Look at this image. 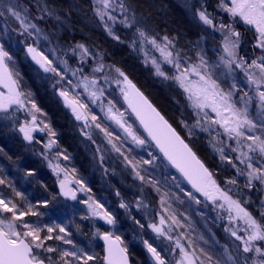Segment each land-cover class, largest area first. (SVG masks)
<instances>
[{"label":"snow or ice","instance_id":"6c2138e0","mask_svg":"<svg viewBox=\"0 0 264 264\" xmlns=\"http://www.w3.org/2000/svg\"><path fill=\"white\" fill-rule=\"evenodd\" d=\"M186 6L201 24L212 29L210 35L220 33L214 56L202 45L204 37L181 45L179 34H161L152 23L154 5L147 0L143 4L91 0L90 6L95 22L107 36L142 55V63L150 65L155 77L180 90L183 104L172 98L181 109L174 126L121 67L108 62L105 49L74 36L64 40L60 33L68 30V19L48 0H0V119L10 120L11 130L22 134L26 152L47 162L59 187L58 192L50 193L51 199L33 203L0 167V185L11 190L10 194L0 190V264H90L97 259L70 238L72 233L63 224H41L46 213L39 209H47L58 197L86 205L82 219L92 221L93 235L104 241L105 264H129L128 248L116 235L121 223L117 212L91 195L78 199V193L91 189L83 178L76 177L75 168L69 170L62 164L70 161L71 155L61 148L57 131L16 64L13 49L19 51L17 45L23 46L26 60L30 58L39 86L48 83L75 121L82 122L81 135L95 145L93 158L98 154L103 165L106 157L115 154V160L131 176L133 184L128 187L136 192L127 200L117 190L118 208L141 230L147 227L156 239L171 242L158 250L142 239L152 264H264V199L254 214L247 207L251 199L245 200L243 191H264V0H219L217 7L227 13V20L220 18L218 23L202 0L198 8ZM49 21L54 23L46 31L41 24ZM241 23L248 26L246 31L254 29L251 53L242 47L244 38L236 28ZM117 26L131 37L123 39ZM19 113L25 119L17 128ZM198 133L207 135L208 145L222 165L234 170L232 175L218 181V174L187 142ZM34 144L42 145L41 150L37 152ZM0 155H6L2 148ZM157 162L168 172L162 179L153 174ZM17 170H21L19 166ZM22 171L23 178L37 175L35 168ZM112 172L117 174L115 169ZM240 178L244 179L243 188ZM37 183L48 191L47 185ZM193 205H211L217 219L227 220L224 231L240 243L232 251L221 246L223 251L215 257L199 247L192 238L190 229H194L187 214ZM197 239L207 244L203 235ZM169 251L171 259L162 255Z\"/></svg>","mask_w":264,"mask_h":264},{"label":"rangeland","instance_id":"374dc122","mask_svg":"<svg viewBox=\"0 0 264 264\" xmlns=\"http://www.w3.org/2000/svg\"><path fill=\"white\" fill-rule=\"evenodd\" d=\"M206 1H208V5L210 6V8H208V10H211V11L217 10V11L221 12V14H223L227 19V13L221 11L217 7L219 0H202L203 4ZM170 2L172 3V5L178 4V6H180L183 10L185 9L187 11V14L193 20L194 26H196V28H198L201 32L199 37L196 36L195 38H189V41H195L194 39L197 40L200 37H204V41L202 42V45L208 50L210 55L214 56L215 54L213 52V49L220 46V42H221L220 33L219 32L215 33L214 37H213V35H210V33L212 32V29L209 26H205V25L201 24L198 21V19H196L194 17V15L192 14V10L186 6V4H191L193 6V8H198L201 6V0H170ZM48 3L51 6L55 7L60 12V14L62 16H65L68 19V25L65 26L68 30L67 31H61V32L67 33L68 35H75L76 32L75 31L73 32V27H72L73 26L72 15H73V17L74 16L81 17L82 14H80V12H78V13L76 12L77 15L73 14L74 12H72L71 10L63 9L59 5H53V3L49 0H48ZM142 3L140 2V4H142ZM204 6L205 7L207 6L206 3ZM89 10H90V7H89ZM69 13H70V15H69ZM83 17L84 18L87 17L88 19L92 18L93 21H95L93 18V13L91 10L89 13L83 15ZM0 23H2V21H0ZM51 23L52 24H50V28H52V25L54 22L51 21ZM152 23H153V21H152ZM155 26H158L157 30L161 31V34H164L166 32L165 29L162 28V26L157 25V24ZM237 26H239L240 28H242L245 31H246V28L248 27V26L243 25L242 23L237 25ZM12 27H16L15 23H12ZM92 27H93L95 33L90 30ZM77 31L81 32L79 35L80 37L83 38L85 36L88 40H92L97 45H99L103 49H105L107 52H108V50L106 49L105 46H109L111 44V42H113L114 46L116 44L119 48H126V51L131 56V58L133 60L137 61L141 65V67L143 69V71H142L143 72V74H142L143 82H145V83L147 82L148 84H150L152 87H150V86L149 87L154 92H157V90L159 89L165 93L164 94V99H165L164 101L167 102L166 108L169 111V113L171 114V118H172L173 123H175L177 125L178 117H179V113H180L181 109L173 101L172 98L175 96L177 99H179L181 101V104H183L184 101H183V96L180 95V90L176 86L172 85L171 83H162L160 78H157L153 75L151 68H150V65L146 66L144 63H142V60H143L142 55H138V54L132 52L130 49L127 48L126 44L122 45V44L118 43L117 41L112 40V38L107 36V34L104 32L103 28L98 26V24L96 22H94V24L91 25L89 28H87L83 25V27H79V29ZM79 32H77V33L79 34ZM248 32H249L251 40L254 44L255 43V40L253 39L254 29L248 30ZM117 33L123 39H128L131 37V33L128 32L127 30H121L120 26H117ZM194 35H197V34L195 33ZM12 36L14 39L16 38L15 33H12ZM71 37L72 36H69V38H71ZM75 40H77V38H75ZM101 40L104 42L103 45L102 44L100 45V43H102V42H100ZM180 41H184V40L180 39ZM29 43H31V39H29ZM19 47H20V45L16 46V48H19ZM18 52H20L22 59H23V62H25V63L28 62V65L30 66L31 65L30 58L26 60L24 51L23 50L16 51L15 49H13V55H14V59L16 61L17 66H18V63H17V57H18L17 53ZM258 53H259V51H258ZM155 54L157 56L159 55L158 53H155ZM108 62H110V63L114 62L118 67H121L122 69L124 68L123 64H120L119 62H117L116 58L113 55H111V53H109ZM30 69L32 70L33 77H34V71H33V68L31 66H30ZM24 78L26 81H28L27 77L24 76ZM37 83L39 85V82H37ZM28 85L30 86L29 83H28ZM41 88H43V95H50V93L52 94V90L49 87L48 83H45L44 86ZM54 98L56 100V103L54 101H53V103L60 110V113L58 114L59 123L60 124L63 123L64 127L66 128L67 139H69V138L73 139V140L69 139V144L71 145L70 147L73 150H75L73 153V154H75V159L78 160V162H80L82 164V168L85 165L87 170H89L90 173L92 174V176L94 175L96 180L99 181V183L97 182L94 189H92L90 192L78 193V199H87V197L89 195H91L94 199H97L101 203H104L106 207L110 206L113 211L117 212V214L120 217L121 223L118 226V230L116 231V235H120L123 241H124V239H123L122 235H124V234H130L131 238L136 239V240L137 239L140 240L143 237H146V235L144 233L145 231L141 230L137 225H135L132 222V220L128 219L124 215L123 210L118 208V204H119L118 198L115 199L116 204H114L112 201V198H113L112 196L113 195H114V197L116 196L115 192L117 190L123 191V193H126L128 195H132L131 199H133V194H134V192H136V190L134 188L128 187L129 185L133 184V180H132L131 176L129 175L128 172L123 171V165L120 164V161L115 160V154H110V157H106L103 165H101L99 163L98 154H97V159L93 158L94 153H95V145H92L90 141H87L86 138L81 135L80 126H81L82 122L75 121V119L71 115L70 111L65 109L63 107L62 103L55 96H54ZM17 115L19 116V121L17 124V128H18L19 124L23 123L25 116L23 113H19ZM0 116H2V114H0ZM51 123H52V120H51ZM5 125H8V127L7 128L4 127ZM0 129L6 131V132H3L2 134L0 133V139H2V140L11 139L9 142H14V145H16L17 148L23 149V151L26 153L24 156L30 155L31 159L33 158L32 162H31L33 164V166H35L37 168H39V167L41 168V169L39 168V170H38V172L41 175L46 176L47 174H51L53 178L55 177L53 175V173L51 172V170L48 168L46 161H43L41 157L33 154V152H26L25 151L24 145L27 142L23 141V136L21 133H19L18 131H12L11 130V121L10 120L0 119ZM54 129L58 132V141L62 147L63 145L66 144V141L62 139V135H59V131L56 128H54ZM182 134H184V133L182 132ZM34 135H37V137H39L40 135H43V134H34ZM189 142H190V144H192V146L195 149L197 154H198L197 151H199L200 153L202 152L203 154L206 155V161L208 164H210L212 171L214 173L218 174L217 175L218 181L223 180L227 176H230L234 173V170L231 169L230 166L221 164L218 155L215 154L213 152V150L211 149V147L208 145V137L206 134L198 133L197 136L191 138V140H189ZM97 143H99V140L97 141ZM33 147L38 152L41 150L42 145L34 144ZM137 151L139 152L140 150H137ZM134 155H135V153H134ZM140 155H144V153L141 152ZM137 158H139V156ZM144 158H148V157L145 155ZM72 161L73 160H71V159H70V161H62V164L67 165V167H68V163L69 162L71 163ZM28 163H29L28 158L23 157L21 164L22 165L24 164L26 168H29ZM157 163L159 165V162H157ZM105 168L109 169V171L107 173H105V171H104ZM113 169H115V172L117 173L116 175H113V172H112ZM171 172L173 174H175L174 169H171ZM153 174L158 175L162 179L163 176L168 175V172L164 169V167L162 165H159L156 172ZM61 178H63V177H61ZM69 178L71 179V174H70ZM110 179L116 180V181L113 182ZM169 179H170V177H169ZM55 182H56V187L58 189L57 191H59V187H58V183L56 181V177H55ZM136 183H139V182H136ZM243 184H244V179L240 178V181H239L240 188H243ZM229 187H232V186H229ZM0 190H3V189L0 188ZM172 190L176 191L178 195H181L177 189L173 188ZM243 191L245 193L244 199L245 200H248L249 198L251 199V203L249 205H247L249 211H252L254 214H258V206H259L260 200L264 199V191H257L256 189H252V190L243 189ZM121 194H122V192H121ZM253 196L255 198H257V197H259V198H257L256 201H254ZM71 202L76 203L73 201H71ZM79 206H80L82 213H83V216H84L86 214V205L79 204ZM151 207H152V205H150V208ZM185 207H186V205L182 206L181 211H183ZM187 214L190 215V217H191V224H192V228L194 229V230L190 229L192 238L197 241V244L199 247L205 248V250L208 251L210 254H213L214 257L216 254H219L223 251V248L221 246L227 245L229 248V251H232L234 249V246L236 244L240 243L239 241H235L234 237H230V234L226 233L224 231V228L227 225V220L226 219H224V220L217 219V211L213 210L211 205H209L208 208H204L203 205H193L192 208L188 210ZM85 222L87 223L86 224L87 230L90 229V232H89L90 239L94 242V244H97L98 242L100 243L101 239L99 237L93 235V233L95 232V227L93 226V222L89 221V220H85ZM100 224H102V223H100ZM101 231H104V228H101ZM200 235H203L204 240L207 241V244H205L203 240L197 239L198 236H200ZM149 239H150L149 242L150 243L154 242L153 245L157 246V247H158V243H161V241L163 243L165 242L162 238L156 239L155 236L153 237L152 233H150ZM216 241H218L219 243L217 244ZM167 242L171 244V242H169V241H167ZM124 244L128 248L129 245H132V244L134 245L135 242H132V239H131V240H128V242L124 241ZM59 245L62 246L61 244H59ZM62 247H64V246H62ZM142 247L145 250V252H147L143 244H142ZM135 248L137 249V252H138L139 247L135 246ZM166 255L168 256L169 259H171L172 254L170 251L168 253H166ZM177 258H178V256H177ZM147 263L152 264L150 259L147 261ZM90 264H97V263L94 260V261L90 262ZM101 264H104V262H102ZM173 264H174V261H173Z\"/></svg>","mask_w":264,"mask_h":264},{"label":"trees","instance_id":"16d2710c","mask_svg":"<svg viewBox=\"0 0 264 264\" xmlns=\"http://www.w3.org/2000/svg\"><path fill=\"white\" fill-rule=\"evenodd\" d=\"M49 1H51L53 5H59L63 9L71 10L72 12H74L73 14H76V12L77 13L80 12V14H82L81 17H76V16L73 17L72 15L73 32L75 31L76 33L75 35H68L67 33L61 32L60 34L62 35L64 40H67L69 36H74V38H77V40H87L92 44H96L92 40H88L85 36L83 38L80 37L79 35L81 32L77 31L79 27H83L84 25L85 27L89 28L95 22L93 21L92 18L88 19L87 17L86 18L83 17V15L90 12L89 10V7L91 6L90 0H49ZM136 2L144 3V0H136ZM147 2L152 3L154 5L152 11L154 14L153 23L155 25L156 24L160 25L162 26V28L167 29L174 33H178L180 35H184V33H186L187 31L186 19L184 18V16L181 15L180 11L178 10V7L175 6V4L172 5L170 0H147ZM50 24H52L51 21H49L47 24H41V27L45 28L46 31L51 30ZM90 30L95 33L93 27ZM77 32H79V34ZM100 42H102L100 43V45L104 44L102 40ZM115 46L113 42H111L109 46H105V47L108 50V53H111V55H113L116 58L117 62L123 64L124 66L123 70L127 72V74L130 76L129 78L133 80L134 83L136 82L139 85L141 90L148 95V97L152 100V102L160 109L162 113H164L167 119H169V121L173 123L171 114L166 108L167 102L164 101L165 93L159 89L157 90V92H154L150 88L152 87L150 84L146 82L148 84L147 85L145 82H143L142 80L143 69L141 65L137 61L131 58V56L126 51V48H119L116 44ZM19 49L20 51L23 50V46L20 45ZM17 56H18L17 63L20 72L22 73L23 76L27 77L28 79L27 83H29L32 90L36 92L37 99L38 102L40 103L41 108L47 113L48 118L52 120L53 127L59 131V135H62V139L66 141V144L63 145L61 148L65 150L67 149V152L69 151L68 153H70L71 155V160H73L71 163L70 162L68 163L69 170L75 168L76 177L83 178L85 184L91 190L94 189L97 180L95 179L94 175L92 176L90 171L87 170L85 165L82 168V164L75 159V154H73L75 150H73L70 147L71 145L69 144V139L71 140L73 139L72 138L67 139L66 128L64 127L63 123L62 124L59 123L58 114L60 113V110L53 103V101L56 103L53 93L52 94L50 93V95H43V88L39 87L38 83L34 79L33 72L30 69L28 62L27 63L23 62L20 52L17 53ZM173 125L176 126L175 123H173ZM3 132L6 131L0 129V133L2 134ZM10 140L11 139H5V140L0 139V148L3 149L4 153H6V155H0V167H3L5 174L9 177V179L14 180L18 190L25 192V194L28 196V199L33 203H35L38 199H43V198L51 199L50 193L58 192L55 179L52 177L51 174H47L46 176L41 175L38 172L40 167L37 168L33 166V164L31 163L33 158L31 159L30 155L24 156L26 153L23 151V149L17 148V146L14 145V142H9ZM197 152L201 158L203 157L205 163L208 164L206 161V155L203 154L202 152L201 153L199 151ZM8 157H11L12 159L9 160ZM23 157L28 158L29 168L36 169L37 175L35 177L23 178L24 173L22 170L28 169L25 167L24 164L23 165L21 164ZM13 161H15V163H13ZM208 165L211 168L210 164ZM18 166L19 169L21 170H17ZM37 181H41L43 184L47 185L48 191H45L44 188L41 187V184L37 183ZM0 188L3 189V191L6 193L10 194L11 192L10 189L6 188L3 185H0ZM257 198L253 196L254 201H256ZM55 202L50 204L47 209H43V208L39 209L40 211L46 213L45 216L40 218L41 224H49V225L53 223L63 224L72 233V236L70 238L73 239L77 245L84 247L85 251H87L89 254H94L97 257V259H95V262L97 264H101L103 262V257H104L103 244H101V242L94 244V242L90 239L89 236L90 229L87 230V225H86L87 223L85 222L84 219H82L83 213L79 206V203L77 202L72 203L71 201H65L62 197H58ZM137 218H139V215H137ZM27 219H30L31 221L37 220L36 217H29ZM143 222L146 223L147 220H144ZM49 243H53V242H49ZM55 243L58 245L61 244V242H55ZM62 246L70 249V246L68 245H62Z\"/></svg>","mask_w":264,"mask_h":264},{"label":"flooded vegetation","instance_id":"af4514ba","mask_svg":"<svg viewBox=\"0 0 264 264\" xmlns=\"http://www.w3.org/2000/svg\"><path fill=\"white\" fill-rule=\"evenodd\" d=\"M205 3L207 5L206 6L207 9L210 8V6L208 5V1H206ZM205 3H204V5H205ZM175 6L178 7V10L180 11L181 15L184 16V18L186 19V22H187V25H186L187 31H186V33H184V35H180L179 34L180 39L184 40V41H180V44L181 45H184L185 44V41H189V38H195L196 36L199 37L201 32H200V30L198 28H196V26H194L193 20L187 14V11L185 9L183 10L180 6H178V4H176ZM208 11L211 12L212 15L217 18V20L215 21L216 23L219 22V19L220 18H223V19L227 20L226 17L223 14H221V12H219L217 10L216 11L215 10H213V11L208 10ZM236 28L243 35V38H244L243 48L244 49H247L248 52L251 53L252 52L253 42L251 40V37L249 35V32L243 30L242 28H240L237 25H236ZM165 31L168 32V33H170V34H172V35H177L178 34V33L171 32V31H169L167 29H165ZM195 33L197 35H194ZM194 40H196V39H194ZM258 51L259 50H257V52H256L257 55L259 54ZM241 54H243V52H241ZM54 179H55V177H54ZM110 180H112V179H110ZM112 181L115 182L116 180H112ZM97 182L99 183L98 180H97ZM120 192H122V195L125 197V199L131 200L132 195H128L126 193H123V191H120ZM112 197H113L112 198L113 203L116 204L115 199L117 197L116 196L114 197V195ZM145 224H147V222ZM143 231H145L144 233H145L146 237H143L142 239H148V240H150L149 239V235H150V233H152L151 230L148 229L147 227H145V229H143ZM152 235H153V237L155 236L154 233H152ZM122 237H123L124 241H126V242H128V240H131L132 239V242H135L134 245L137 246V247H139L138 252H137V249L135 248V246L133 244L132 245H129V247H128V256H129V262H130V264H149V263H147V261L150 259V254H148L147 252H145V250L143 249V247H142V244H143L142 243V239H140V240L133 239V238H131V235L130 234H124V235H122ZM164 241H165L164 243L162 241H161V243H158V248H160V247H166L167 248V247L170 246V243H168L166 240H164ZM103 253H104V244H103ZM164 254L166 255V253H162V255H164Z\"/></svg>","mask_w":264,"mask_h":264},{"label":"water","instance_id":"95a60500","mask_svg":"<svg viewBox=\"0 0 264 264\" xmlns=\"http://www.w3.org/2000/svg\"><path fill=\"white\" fill-rule=\"evenodd\" d=\"M134 83V82H133ZM136 86H137V88H139V90L142 92V90L140 89V87L137 85V83L135 82L134 83ZM143 93V92H142ZM144 94V96L152 103V101L150 100V98L147 96V95H145V93H143ZM154 106H155V104L154 103H152ZM156 107V106H155ZM157 109L160 111V109L157 107ZM161 112V111H160ZM161 114L162 115H164L162 112H161ZM165 116V115H164ZM166 118V117H165ZM167 119V118H166ZM79 122V121H78ZM198 155V154H197ZM203 161V160H202ZM207 166V165H206ZM102 222V221H101ZM103 243H104V241H103ZM105 244V243H104ZM105 254H106V251H105ZM128 258H129V256H128ZM129 264H130V262H129Z\"/></svg>","mask_w":264,"mask_h":264}]
</instances>
